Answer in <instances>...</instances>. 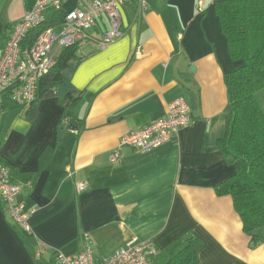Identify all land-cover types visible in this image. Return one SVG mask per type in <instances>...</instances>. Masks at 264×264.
Masks as SVG:
<instances>
[{
	"label": "crops",
	"instance_id": "crops-1",
	"mask_svg": "<svg viewBox=\"0 0 264 264\" xmlns=\"http://www.w3.org/2000/svg\"><path fill=\"white\" fill-rule=\"evenodd\" d=\"M35 2L0 0V46ZM91 3L63 0L57 11ZM120 13L121 38L100 49L110 29L102 16L75 45L72 94L59 96L44 79L30 107L9 93L0 99V161L21 187L18 200L31 211L33 230L14 224L0 201V264H57L55 251L73 255L87 246L100 263L149 240L157 250L152 264H162L191 236L203 243L199 264H264V241L253 244L233 199L216 193L234 173L220 141L228 124L226 76L238 65L214 0H131ZM177 99L192 121L171 141L148 152L121 146Z\"/></svg>",
	"mask_w": 264,
	"mask_h": 264
},
{
	"label": "built area",
	"instance_id": "built-area-1",
	"mask_svg": "<svg viewBox=\"0 0 264 264\" xmlns=\"http://www.w3.org/2000/svg\"><path fill=\"white\" fill-rule=\"evenodd\" d=\"M131 0H92L89 9L75 8L65 13L57 29H45L31 47L25 45L28 34L44 24L48 11L60 10L63 0H36L23 19L12 27L4 45L0 46V99L9 93L11 100L30 107L37 100L40 82L49 77L57 64L56 49L79 44L88 37L102 16L107 17L110 29L100 41V49L121 38L120 7ZM202 1L199 4L202 5ZM55 93V92H54ZM1 115V110H0ZM188 104L177 99L168 106L167 114L121 139V146L142 152L154 150L171 141L180 129L191 123ZM84 186L79 187L83 190ZM21 187L13 181L7 167L0 161V201L14 224L32 234L31 211L18 200ZM157 255L154 242L132 241L111 257L97 263L93 247L79 254L67 255L55 251L57 264H152Z\"/></svg>",
	"mask_w": 264,
	"mask_h": 264
},
{
	"label": "trees",
	"instance_id": "trees-1",
	"mask_svg": "<svg viewBox=\"0 0 264 264\" xmlns=\"http://www.w3.org/2000/svg\"><path fill=\"white\" fill-rule=\"evenodd\" d=\"M214 6L230 58L238 65L226 76L228 124L220 141L234 173L217 185L216 193L233 199L243 231L258 245L264 241V0H214ZM64 17L51 12L28 34L25 45L33 46L45 29H57ZM75 57V46L62 49L46 78L52 91ZM202 248L199 239L185 237L181 252L162 264H199Z\"/></svg>",
	"mask_w": 264,
	"mask_h": 264
},
{
	"label": "water",
	"instance_id": "water-1",
	"mask_svg": "<svg viewBox=\"0 0 264 264\" xmlns=\"http://www.w3.org/2000/svg\"><path fill=\"white\" fill-rule=\"evenodd\" d=\"M76 68V62L75 60H71L68 64V70L63 71L62 76L64 78L63 81H60L57 84V93L59 96H64L65 94H72L73 91H69V84L68 80L71 79L72 71ZM191 71H193V68H191ZM66 123H69V121H64L58 128V136L59 138L62 137L65 129H66ZM70 128H74L72 125Z\"/></svg>",
	"mask_w": 264,
	"mask_h": 264
}]
</instances>
